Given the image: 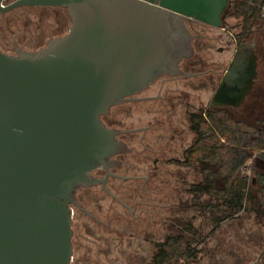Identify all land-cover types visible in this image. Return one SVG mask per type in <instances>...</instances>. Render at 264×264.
Returning a JSON list of instances; mask_svg holds the SVG:
<instances>
[{"label":"water","instance_id":"obj_1","mask_svg":"<svg viewBox=\"0 0 264 264\" xmlns=\"http://www.w3.org/2000/svg\"><path fill=\"white\" fill-rule=\"evenodd\" d=\"M6 1L0 13L62 7L71 24L37 50L0 49V264H73L76 192L126 147L103 117L181 72L194 53L188 23L221 27L232 0ZM255 75L243 46L216 100L240 101Z\"/></svg>","mask_w":264,"mask_h":264},{"label":"flooded vegetation","instance_id":"obj_2","mask_svg":"<svg viewBox=\"0 0 264 264\" xmlns=\"http://www.w3.org/2000/svg\"><path fill=\"white\" fill-rule=\"evenodd\" d=\"M9 1L6 3H10ZM22 7L60 10L68 21L62 33L55 37L68 32L71 19L67 10L62 7H17L0 13L4 25L8 20L10 24L13 19L19 20L17 11ZM228 10L223 16L221 27L200 21L188 23L194 34V53L180 62L181 72L161 76L152 85L131 96L129 101L112 107L110 113L103 117L109 127L123 131L118 139L126 147L110 158L107 167H98L91 171V175L100 181L98 184L80 187L76 192L77 202L72 204L73 264H155L158 248L161 244L166 245L168 240L164 243L156 242V251L151 258L146 257L151 252L148 248L145 255L142 241L151 244L149 232L152 214L149 208L153 200L146 195L152 178L150 167L143 156L150 150V144L158 146L160 142L162 153L170 151L171 148H182L186 156L197 139V134L192 129L193 118L205 114L209 108L225 110L224 107L215 106V95L234 56L246 45L225 21ZM13 28L9 46L0 47L2 51L10 54H16L18 49H23L19 43L21 22ZM232 40H235L234 46L231 44ZM210 42L222 48L218 52L221 53L220 56L210 57ZM250 46L254 49L255 43L252 42ZM146 102H158L159 106L151 108ZM125 104L130 105L127 110L124 109ZM181 106H187L184 116L178 114ZM152 110L161 111L162 119L167 117L168 120H162V126H152L142 124L136 117L139 114L150 116ZM113 113L116 115L112 118L113 122L109 123L107 118ZM122 117L126 120L133 119V122L121 124L118 121L122 122ZM192 134L195 135V140ZM185 161L187 158L183 162ZM179 162L176 164L181 165ZM146 258L148 259L144 262ZM258 259L259 256L256 260ZM253 264L258 263L255 261Z\"/></svg>","mask_w":264,"mask_h":264},{"label":"rangeland","instance_id":"obj_3","mask_svg":"<svg viewBox=\"0 0 264 264\" xmlns=\"http://www.w3.org/2000/svg\"><path fill=\"white\" fill-rule=\"evenodd\" d=\"M12 1L14 0L9 2ZM62 13L60 10L22 7L17 11L20 19L17 21L13 19L11 24L8 20L4 25L0 17V47L9 46L13 27L21 22L19 43L22 48L39 49L47 40L62 33L68 21ZM225 21L229 24V28L244 40L245 46L255 43L256 75L252 80L251 88L240 101L217 100L215 106L224 107L235 119L253 123L264 116V21H255L249 30L245 26L243 17L236 15L235 8L228 10ZM234 42L235 40L231 41L232 46ZM209 44H211L208 50L210 57L220 56L221 53L218 52H221L222 48H218L213 42ZM146 104H150L151 108L159 106L158 102H146ZM129 106L125 104L124 109L127 110ZM186 109L187 106H181L178 114L184 116ZM115 115L113 113L107 121L113 122L112 118ZM139 115L136 117L142 124L152 126H162V120L167 119V117L162 119L161 111L152 110L150 116ZM121 120L122 122H118L126 125L133 122V119L126 120L123 117ZM192 138L195 140L194 134ZM161 144L162 142L159 145ZM159 145L150 144L151 149L143 156L150 167L152 178L147 186L149 192L146 195L153 200L149 208L152 214L149 232L151 244L142 241L145 255L150 248L151 253L146 257L151 258L156 251L158 244L156 242L164 243L169 238L182 236L194 247L197 259L195 264H252L255 261L264 264V215L257 213V207L255 206L251 211L241 210L232 218L217 222L216 219L224 215L222 201L209 195L197 197L194 192V187L206 179L205 166L199 161H194L192 164L183 162L186 156L182 148H171L170 151L162 153ZM176 161H180L181 165H177ZM258 256L259 259L256 260Z\"/></svg>","mask_w":264,"mask_h":264},{"label":"trees","instance_id":"obj_4","mask_svg":"<svg viewBox=\"0 0 264 264\" xmlns=\"http://www.w3.org/2000/svg\"><path fill=\"white\" fill-rule=\"evenodd\" d=\"M264 0H232L229 9L243 17L247 29L257 20H263ZM235 15V13H232ZM197 139L188 151L185 163L199 161L207 171L206 179L194 187L197 197L209 195L222 201V222L241 210L264 215V116L253 123L238 120L225 110L209 108L192 120ZM254 159L252 178L243 173V166ZM191 242L184 237L169 238L158 248L155 264H195Z\"/></svg>","mask_w":264,"mask_h":264},{"label":"built area","instance_id":"obj_5","mask_svg":"<svg viewBox=\"0 0 264 264\" xmlns=\"http://www.w3.org/2000/svg\"><path fill=\"white\" fill-rule=\"evenodd\" d=\"M261 15L264 17V5L261 7ZM254 159H250L242 168L243 173L252 178Z\"/></svg>","mask_w":264,"mask_h":264}]
</instances>
